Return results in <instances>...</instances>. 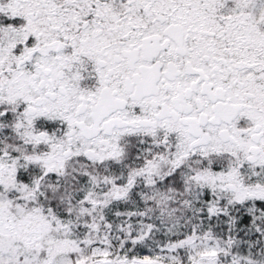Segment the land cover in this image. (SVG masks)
Wrapping results in <instances>:
<instances>
[{
  "label": "snow or ice",
  "instance_id": "obj_1",
  "mask_svg": "<svg viewBox=\"0 0 264 264\" xmlns=\"http://www.w3.org/2000/svg\"><path fill=\"white\" fill-rule=\"evenodd\" d=\"M0 264H264V0H0Z\"/></svg>",
  "mask_w": 264,
  "mask_h": 264
}]
</instances>
